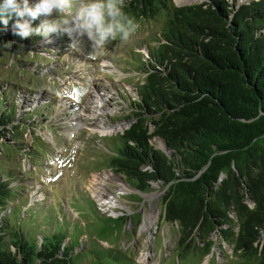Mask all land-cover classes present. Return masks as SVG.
I'll use <instances>...</instances> for the list:
<instances>
[{
    "label": "trees",
    "instance_id": "trees-1",
    "mask_svg": "<svg viewBox=\"0 0 264 264\" xmlns=\"http://www.w3.org/2000/svg\"><path fill=\"white\" fill-rule=\"evenodd\" d=\"M237 1L176 5L174 0H123L124 12L139 27L152 22L157 30L145 40L146 59L131 51L134 68L143 76L128 98L124 119L130 125L105 144L110 153L99 155L96 164L121 174L138 192L159 185L160 216L176 225L180 256L194 255L196 264L213 252L214 235L233 247L236 260L229 264H264V0ZM11 24L0 32V44L22 40ZM37 39L23 41L33 45L45 38ZM24 112L22 125L15 124L14 101L7 93L0 95V146L8 138L17 142L16 153L33 164L42 155L35 146L22 147V129L45 119L37 116L29 123L32 113ZM157 139L163 147L153 144ZM4 164L0 264H72L81 247L67 233L71 224L51 223L49 216L40 220L47 193L43 190L45 197L30 203L31 194L22 193L28 175ZM133 197L141 201L139 193ZM87 202L112 230L111 221L128 220L99 214L94 202ZM13 205L20 209L14 217ZM28 205L37 206L32 214L38 211L27 220L29 227L38 228L33 240L23 228ZM141 215L136 214V223Z\"/></svg>",
    "mask_w": 264,
    "mask_h": 264
},
{
    "label": "rangeland",
    "instance_id": "rangeland-1",
    "mask_svg": "<svg viewBox=\"0 0 264 264\" xmlns=\"http://www.w3.org/2000/svg\"><path fill=\"white\" fill-rule=\"evenodd\" d=\"M202 1L174 0L176 5ZM230 1L235 3L236 0ZM156 30L154 23L146 22L138 27L129 41L115 40L95 51L87 46L70 47L68 37L58 34H51L48 39L33 45L28 42L35 37L40 39V36L28 37L27 43L16 39L0 44V95L7 93L8 98L14 101L17 108L15 124H21L24 111L32 113L29 123L38 121L37 116L43 115L45 119L33 129H22V147L35 146L42 155L40 159H33L36 166L29 163L24 155L21 157L16 153L14 143L17 142L9 138L4 139L3 149L0 146V163L3 165L5 162L7 170L13 168L22 175H28L22 193L31 194L33 199L30 203L39 201L37 199L43 196V190L50 200L53 195L61 196V207L67 217L60 210L58 220L62 225L76 220L72 233L74 240H79L76 245L81 247L78 253L73 254L72 264L197 263L194 255L184 259L176 250L179 234L176 225L160 216L159 199L163 191L159 185L154 184L151 192H139L141 201H137L133 197L137 192L123 182L121 174L103 166L96 168L98 160H101L99 155L110 153L105 144L110 145L115 136L130 125L124 119L128 113V98L134 96L135 85L142 81L143 76L134 68L131 51H135L137 56L138 53L144 54L146 59L145 40ZM9 45H14V48H9ZM41 143L44 146L41 147ZM153 144L163 147L160 139L154 140ZM99 177L102 182H97ZM98 183L97 192L104 199L112 197L111 202L97 201L93 188ZM79 193L94 202L99 214L113 218L125 216L128 220L124 224L122 220L111 221L112 230L107 225L109 222L100 221L92 211L82 206ZM15 195L13 193L12 198ZM13 206L12 217L18 209V205L17 208ZM37 206L28 205L24 220L23 228L30 240L35 239L38 228L29 227L27 220L38 214V211L32 214ZM78 209L82 210V215H78ZM137 213L142 215L136 223ZM147 220L148 225L145 223ZM212 239L216 246L201 264H229L236 260L232 246L218 235ZM85 245L86 248L82 249Z\"/></svg>",
    "mask_w": 264,
    "mask_h": 264
},
{
    "label": "clouds",
    "instance_id": "clouds-1",
    "mask_svg": "<svg viewBox=\"0 0 264 264\" xmlns=\"http://www.w3.org/2000/svg\"><path fill=\"white\" fill-rule=\"evenodd\" d=\"M123 6V0H0V32L11 20L13 34L22 39L66 35L70 47L100 50L115 40L129 41L137 31L139 24Z\"/></svg>",
    "mask_w": 264,
    "mask_h": 264
},
{
    "label": "crops",
    "instance_id": "crops-1",
    "mask_svg": "<svg viewBox=\"0 0 264 264\" xmlns=\"http://www.w3.org/2000/svg\"><path fill=\"white\" fill-rule=\"evenodd\" d=\"M27 180V179H26ZM27 194V193H26ZM25 194V195H26ZM80 194V193H79ZM76 197H78L77 195H76ZM79 199H81V200H84L85 202H83L82 201V206L84 207H86V208H88L90 211H91V206H88V205H86L88 202H87V200H88V198L86 197V196H83L82 197V194H80V196L78 197ZM88 201H90L91 202V204H92V200L90 199V200H88ZM87 202V203H86ZM61 203H62V201H61V196H59L58 194H57V196H54L53 195V198L50 200L49 198H48V200L47 201H45L43 204H41V206H40V212H39V214H40V216H39V219L41 220V219H43L44 217H47V216H49L50 218H51V223H54L55 224V221L58 223V216H60L61 214H60V210H61V212H63L64 213V215L67 217V214L65 213V211L62 209L63 207H61ZM92 208H93V206H92ZM73 209H74V207H73ZM79 214H81L82 215V210H80V209H78V215ZM79 219V218H78ZM66 224V223H65ZM67 224H71V225H69L68 226V228H67V233H69L70 235L71 234H73L72 232H73V230H74V227L76 226V220H73L72 219V223H70V222H68ZM77 233V232H76ZM110 247V246H109Z\"/></svg>",
    "mask_w": 264,
    "mask_h": 264
},
{
    "label": "built area",
    "instance_id": "built-area-1",
    "mask_svg": "<svg viewBox=\"0 0 264 264\" xmlns=\"http://www.w3.org/2000/svg\"><path fill=\"white\" fill-rule=\"evenodd\" d=\"M122 133V132H121ZM92 180H97L96 178H93ZM106 180V179H105ZM97 182H102V179L99 177L98 178V180H97ZM104 182V181H103ZM124 182V181H123ZM93 183H94V181H93ZM125 183V182H124ZM100 184L98 183L97 184V188H98V186H99ZM92 188H93V185H92ZM94 196H95V194H94ZM45 197V195L43 194V196L42 197H40V198H38L37 200H41V199H43ZM96 197V196H95ZM33 198V197H32ZM113 198L112 197H109V196H106V198L104 199V201L103 202H101V203H104V202H107L108 201V203L109 202H111V200H112ZM96 200H97V198H96ZM98 202H99V200H97ZM120 213L122 212L121 210H118ZM106 216H109V215H106ZM111 217V216H110ZM117 218V217H116Z\"/></svg>",
    "mask_w": 264,
    "mask_h": 264
},
{
    "label": "bare ground",
    "instance_id": "bare-ground-1",
    "mask_svg": "<svg viewBox=\"0 0 264 264\" xmlns=\"http://www.w3.org/2000/svg\"><path fill=\"white\" fill-rule=\"evenodd\" d=\"M102 131H104V130H102ZM106 131H107V130H106ZM93 190H94L95 196L98 198V200H102V201H103L104 197H102V196L99 194V192H97L98 190H97V187H96V186H94ZM151 222H154V221L151 220ZM145 223H146V225H148V224H147V223H148V220H147Z\"/></svg>",
    "mask_w": 264,
    "mask_h": 264
},
{
    "label": "water",
    "instance_id": "water-1",
    "mask_svg": "<svg viewBox=\"0 0 264 264\" xmlns=\"http://www.w3.org/2000/svg\"><path fill=\"white\" fill-rule=\"evenodd\" d=\"M136 191V190H135ZM137 193H139L138 191H136Z\"/></svg>",
    "mask_w": 264,
    "mask_h": 264
}]
</instances>
